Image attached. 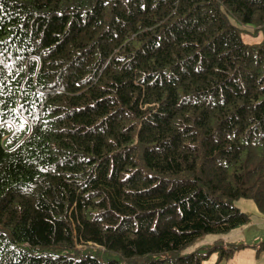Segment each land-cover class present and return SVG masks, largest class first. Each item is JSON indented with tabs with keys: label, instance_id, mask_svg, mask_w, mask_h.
Listing matches in <instances>:
<instances>
[{
	"label": "trees",
	"instance_id": "16d2710c",
	"mask_svg": "<svg viewBox=\"0 0 264 264\" xmlns=\"http://www.w3.org/2000/svg\"><path fill=\"white\" fill-rule=\"evenodd\" d=\"M240 199L264 219V0H0V264L258 253H182Z\"/></svg>",
	"mask_w": 264,
	"mask_h": 264
},
{
	"label": "rangeland",
	"instance_id": "374dc122",
	"mask_svg": "<svg viewBox=\"0 0 264 264\" xmlns=\"http://www.w3.org/2000/svg\"><path fill=\"white\" fill-rule=\"evenodd\" d=\"M261 37V33L258 35L242 34L243 40L247 43L258 42ZM236 205L242 212L252 216L247 226L236 228L226 234L204 236L194 244L182 250V253L186 254L192 251L206 253V248L214 244V240L224 243L236 242L239 244L251 245H259L262 243V241H264V219L255 217L258 212L256 211L254 203L251 200L240 199L237 201ZM203 264H264V250L257 253L255 249L245 247L236 251L227 261L222 262H217V257L213 254Z\"/></svg>",
	"mask_w": 264,
	"mask_h": 264
},
{
	"label": "crops",
	"instance_id": "0c3cea01",
	"mask_svg": "<svg viewBox=\"0 0 264 264\" xmlns=\"http://www.w3.org/2000/svg\"><path fill=\"white\" fill-rule=\"evenodd\" d=\"M259 237H261V236H259ZM252 242V241H251Z\"/></svg>",
	"mask_w": 264,
	"mask_h": 264
}]
</instances>
